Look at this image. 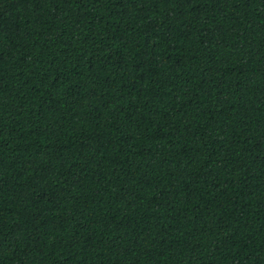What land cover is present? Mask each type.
Returning <instances> with one entry per match:
<instances>
[{"label":"trees","instance_id":"obj_1","mask_svg":"<svg viewBox=\"0 0 264 264\" xmlns=\"http://www.w3.org/2000/svg\"><path fill=\"white\" fill-rule=\"evenodd\" d=\"M0 264H264V0H0Z\"/></svg>","mask_w":264,"mask_h":264}]
</instances>
